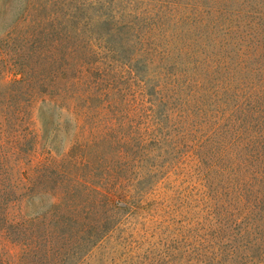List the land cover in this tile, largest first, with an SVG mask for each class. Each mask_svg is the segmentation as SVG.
Here are the masks:
<instances>
[{
  "label": "rangeland",
  "instance_id": "1",
  "mask_svg": "<svg viewBox=\"0 0 264 264\" xmlns=\"http://www.w3.org/2000/svg\"><path fill=\"white\" fill-rule=\"evenodd\" d=\"M41 2L40 22L23 23L18 0H0V101L18 110L0 122V214H34L46 197L21 191L41 181L51 145L70 148L74 110L87 109L85 128L121 122L148 147L114 181L134 198L81 264H264V0ZM76 55L90 69L81 94ZM36 133L30 162L20 137ZM118 148L100 143L75 173L101 183Z\"/></svg>",
  "mask_w": 264,
  "mask_h": 264
},
{
  "label": "trees",
  "instance_id": "2",
  "mask_svg": "<svg viewBox=\"0 0 264 264\" xmlns=\"http://www.w3.org/2000/svg\"><path fill=\"white\" fill-rule=\"evenodd\" d=\"M18 2L20 7L17 15L21 18L18 17L16 20L23 23L24 19L29 23L40 22L42 17L31 15L37 9L36 5L42 4L41 0H18ZM30 7L32 12L27 14ZM13 20L14 18L6 22L12 23ZM47 20L49 17L45 16L44 21ZM57 56L60 57V55ZM46 58L47 60L42 61H49L48 56ZM74 59L75 68L79 72L75 93L81 94V90H78L80 89L79 78H86L90 69L85 56L76 55ZM42 83L45 84L46 81L42 80ZM65 91H67L65 87L59 89L54 97L67 98ZM41 92L43 94L44 90ZM44 93L46 94V91ZM76 110H74L76 116L70 148L66 150L60 145H51L48 156L40 161L41 181L37 184L30 181V184L20 193L24 196L32 195V191H36L40 198L46 197L41 198L37 203L30 202L34 214L24 212L21 204H19L17 216H12L14 214L10 210V205L3 207L0 214V224L4 229L0 232V255H5L4 260L7 264H18L21 258L26 257L28 264H81L80 262L109 237V233L115 228L107 227L108 224L115 222L113 212L122 209L131 201L130 199L134 198L131 189H122V181H114L123 178L121 172L128 170L136 158L138 160V154L147 150V144L143 140L135 141L130 137L129 132H124L122 130L124 125L121 122L117 125L108 121L101 129L99 127L85 128L87 109ZM22 111L26 113V110L22 109ZM17 113L16 108L0 101V122L9 121ZM48 129L43 126L40 129L41 136L44 137ZM113 133H117L115 138L111 137ZM38 136L39 134L36 133L31 137H20L21 140L27 139L31 148L28 153L30 162L35 161L37 156L35 148ZM47 139L50 140V138ZM102 142L116 143L119 148L107 155L105 173L101 176L102 182L94 183L88 177L82 178L77 175L75 171L81 170L77 165L90 167L91 156L86 152ZM78 146L83 148L81 155L75 151ZM45 148L47 145H44L42 149ZM52 180L53 184L48 185ZM131 188L134 187L131 186ZM111 210L112 213H110ZM12 226L17 227L14 240L8 235V229ZM72 254L81 255L79 262L68 261V256Z\"/></svg>",
  "mask_w": 264,
  "mask_h": 264
}]
</instances>
